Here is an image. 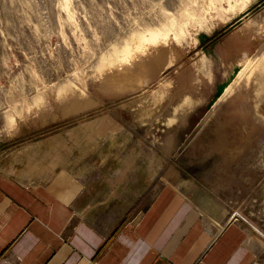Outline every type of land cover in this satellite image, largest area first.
<instances>
[{"label": "rangeland", "instance_id": "1", "mask_svg": "<svg viewBox=\"0 0 264 264\" xmlns=\"http://www.w3.org/2000/svg\"><path fill=\"white\" fill-rule=\"evenodd\" d=\"M60 168L100 228L186 196L264 262V0H0V172Z\"/></svg>", "mask_w": 264, "mask_h": 264}, {"label": "crops", "instance_id": "2", "mask_svg": "<svg viewBox=\"0 0 264 264\" xmlns=\"http://www.w3.org/2000/svg\"><path fill=\"white\" fill-rule=\"evenodd\" d=\"M90 202L65 168L36 182L0 172V264H264L239 223L216 232L186 196H154L106 229Z\"/></svg>", "mask_w": 264, "mask_h": 264}]
</instances>
